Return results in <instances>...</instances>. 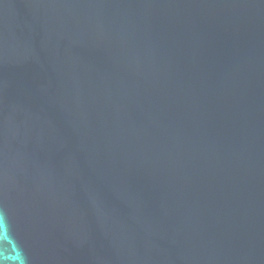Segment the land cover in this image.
I'll return each instance as SVG.
<instances>
[{
  "label": "water",
  "instance_id": "95a60500",
  "mask_svg": "<svg viewBox=\"0 0 264 264\" xmlns=\"http://www.w3.org/2000/svg\"><path fill=\"white\" fill-rule=\"evenodd\" d=\"M0 264H264V0H0Z\"/></svg>",
  "mask_w": 264,
  "mask_h": 264
}]
</instances>
